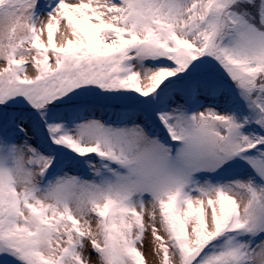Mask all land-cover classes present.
Listing matches in <instances>:
<instances>
[{"label":"snow or ice","instance_id":"obj_1","mask_svg":"<svg viewBox=\"0 0 264 264\" xmlns=\"http://www.w3.org/2000/svg\"><path fill=\"white\" fill-rule=\"evenodd\" d=\"M0 264H264V0H0Z\"/></svg>","mask_w":264,"mask_h":264},{"label":"rangeland","instance_id":"obj_2","mask_svg":"<svg viewBox=\"0 0 264 264\" xmlns=\"http://www.w3.org/2000/svg\"><path fill=\"white\" fill-rule=\"evenodd\" d=\"M148 259L150 260L151 258L149 257Z\"/></svg>","mask_w":264,"mask_h":264}]
</instances>
